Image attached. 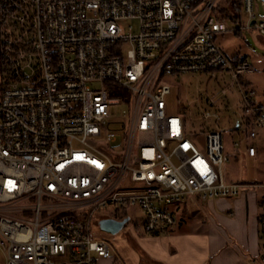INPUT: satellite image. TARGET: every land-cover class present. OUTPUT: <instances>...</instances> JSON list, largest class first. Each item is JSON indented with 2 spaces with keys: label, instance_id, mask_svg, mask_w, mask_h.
<instances>
[{
  "label": "built area",
  "instance_id": "1",
  "mask_svg": "<svg viewBox=\"0 0 264 264\" xmlns=\"http://www.w3.org/2000/svg\"><path fill=\"white\" fill-rule=\"evenodd\" d=\"M215 4L0 0L4 264H98L114 250L90 234L98 208L137 206L144 231L160 233L178 222L174 209L185 195L235 196L245 186L262 188L261 250L252 261L264 262V181H229L221 132L205 130L201 141L166 103L175 77L229 73L220 95L237 90L227 105L242 132L233 145L257 155L264 108L242 80L253 67L245 54L228 56L216 35L264 29V14L255 13L254 0H242L246 19L230 26ZM128 20L136 26L124 28Z\"/></svg>",
  "mask_w": 264,
  "mask_h": 264
},
{
  "label": "rangeland",
  "instance_id": "2",
  "mask_svg": "<svg viewBox=\"0 0 264 264\" xmlns=\"http://www.w3.org/2000/svg\"><path fill=\"white\" fill-rule=\"evenodd\" d=\"M262 1L254 0L253 9L258 15L264 14ZM245 19L246 14L242 10L238 20L243 23ZM225 21L230 26L235 25L233 20L225 19ZM128 23L136 26V20H128L124 22V28ZM216 42L230 57L235 54H246L249 57L253 71L246 74L244 78L248 82L247 85L256 90L255 101L264 108V29H241L239 33L227 30L217 33ZM216 75L213 77L210 72H196L173 78L171 91L166 95L168 109L183 113L187 126L191 131L198 132L197 135L201 141L205 130L217 129L221 132L224 151L231 157L224 167L229 177L240 179V174L245 172L246 180L260 181L264 178V138H256L258 145L256 156L242 155L236 149L233 141L240 139L242 132L234 128V117L229 112L227 105L234 104L237 90L233 87L229 88L227 95L221 96L220 89L229 86L231 78L227 72H216ZM209 96L215 98V105L208 103ZM122 107L119 104L114 108L119 110ZM204 113H208V116H204ZM121 213L127 214V220L117 232L110 233L100 227L101 219L120 218ZM90 234L92 237H104L109 241L114 249L112 256L117 258L116 261L119 264L126 244L139 255L138 262L135 264H157L154 259L148 260L143 254L142 248L147 249L146 241L153 234L144 231L142 212L137 206L98 208L90 220ZM102 258L104 257L98 260ZM4 261V255L0 248V264H4Z\"/></svg>",
  "mask_w": 264,
  "mask_h": 264
},
{
  "label": "crops",
  "instance_id": "3",
  "mask_svg": "<svg viewBox=\"0 0 264 264\" xmlns=\"http://www.w3.org/2000/svg\"><path fill=\"white\" fill-rule=\"evenodd\" d=\"M225 173L229 181H264H248L245 172L240 180ZM261 193L259 186H245L235 196L204 200L198 193L185 195L174 209L178 222L167 231L153 233L146 241L147 249L142 248L143 254L157 264H264L252 261L261 250ZM137 254L126 244L120 264H135ZM116 259L104 257L98 264H119Z\"/></svg>",
  "mask_w": 264,
  "mask_h": 264
},
{
  "label": "trees",
  "instance_id": "4",
  "mask_svg": "<svg viewBox=\"0 0 264 264\" xmlns=\"http://www.w3.org/2000/svg\"><path fill=\"white\" fill-rule=\"evenodd\" d=\"M198 1V0H193ZM242 11V0H216V4L214 6V12L216 13L217 17L220 19H240ZM239 33V31H235ZM245 82V79L242 78ZM240 180V179H237ZM127 214L123 213L121 218L126 217ZM157 234V233H154Z\"/></svg>",
  "mask_w": 264,
  "mask_h": 264
},
{
  "label": "water",
  "instance_id": "5",
  "mask_svg": "<svg viewBox=\"0 0 264 264\" xmlns=\"http://www.w3.org/2000/svg\"><path fill=\"white\" fill-rule=\"evenodd\" d=\"M126 220L127 217L121 219H117L114 217H106L99 221V225L103 230L110 233H115L124 226Z\"/></svg>",
  "mask_w": 264,
  "mask_h": 264
},
{
  "label": "flooded vegetation",
  "instance_id": "6",
  "mask_svg": "<svg viewBox=\"0 0 264 264\" xmlns=\"http://www.w3.org/2000/svg\"><path fill=\"white\" fill-rule=\"evenodd\" d=\"M119 219H121V218H119Z\"/></svg>",
  "mask_w": 264,
  "mask_h": 264
}]
</instances>
